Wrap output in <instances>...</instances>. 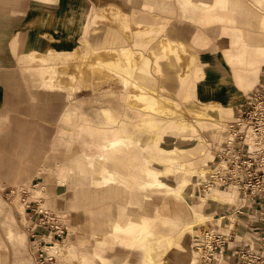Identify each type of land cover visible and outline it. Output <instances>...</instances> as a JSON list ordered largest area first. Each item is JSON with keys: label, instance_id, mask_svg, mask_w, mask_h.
I'll list each match as a JSON object with an SVG mask.
<instances>
[{"label": "rangeland", "instance_id": "obj_1", "mask_svg": "<svg viewBox=\"0 0 264 264\" xmlns=\"http://www.w3.org/2000/svg\"><path fill=\"white\" fill-rule=\"evenodd\" d=\"M241 1L244 3L247 9L254 12L252 15L248 16L245 13H243L242 5L239 3L238 0H218L217 4L221 6L222 9L233 10L234 16L232 18V21L217 20V21H213V23L210 22L209 25L214 23H221V24H227L235 28V30H237V28L239 27L243 28L241 37L242 39H245L244 42L245 45L248 46L249 44L253 43L254 48H256L261 53H264V47H263L264 17L262 16V14L264 13V11L262 10L264 9V0H255V4L258 7H256L250 0H241ZM97 2L99 7H105L107 6V4H113L114 6H120L123 9L127 10L128 12L125 15L126 18L124 21H127L128 24L134 25L136 23L138 24L142 22L150 23V24L152 23V25L158 24L161 30L166 29L170 21L173 19H180V20L185 19L186 16H184V6L193 5L190 4V0H97ZM214 6H216L215 0H214ZM231 6H233V8H230ZM194 7L197 8L196 11L199 13L202 10H204L202 9V7L196 5H194ZM168 10L169 12L167 13ZM94 11L99 12L98 10L95 9ZM185 13L187 12L185 11ZM92 19H94V16L92 17ZM94 22L95 23L103 22L105 25H107V26L99 25L100 29L96 32L97 37L98 36L100 37L103 34L104 38H106L105 35L109 33L114 34L115 40H110V42H104V43L108 45H118V43L120 42L127 43L126 39L122 36L121 32H119L118 30L119 26L117 25L118 23L117 21H115V24H110L111 26L104 20L97 21L96 19H94ZM166 22H167V26H165ZM162 25L163 27H161ZM39 27L45 28L47 26H39ZM109 29H112L111 32L108 31ZM31 30L32 28H26L25 30L22 29L21 30L23 31L22 34L20 36L18 35L15 38V40L12 42V46L10 47V53L15 60V64L12 66L13 69H11L9 72L11 73L10 75L13 76L14 84H17L18 86L7 87L8 93L12 95L10 99L6 98L5 100L6 101L5 105H7L6 108L8 109V111L6 112L10 117H8L7 119L0 120V154L6 156V158H9L8 161L11 162V166H12L9 167L10 170H7V166H8L7 163L4 164V166L0 167V199L5 202L6 207L11 209L10 214L14 216V222H15L14 225H12L13 229L15 230V232L22 234L24 236V242H19V241L18 242L16 241L15 243L9 242L5 237L3 226L0 224V264H34L35 262H38V259H36V261L33 260L34 259L33 257L34 255L32 254L33 250L31 251L29 250L28 233L25 230V227L28 224L27 218L29 216L28 213L29 211L26 210L25 208L27 203L39 201L40 204H42V206L45 209L55 213V216L60 220V223L61 222L65 223V226L67 227L65 233L67 234L62 241L57 242V244H59V249L60 248L64 249L63 246L68 243L76 244L78 238H84L88 242L89 248H92L94 246V241L92 239V233L94 231L95 232L100 231L99 229L102 227L101 225H104V223L108 222L110 219L118 216V214L121 213V210H125L124 213H128V214L134 211L133 205L127 202V198L123 196V193H120L114 197H103L100 199H91L89 196L83 197L82 194L84 195L86 192L88 193L89 190L87 189V185L85 184L86 181L83 178L84 175H80L79 173H75L73 176H71L68 183L66 184H62L59 182L56 165L59 163L62 155H67V154L70 155L71 151L67 149L65 150V152L63 151V148L65 146V141L63 139H61L62 140L61 146L59 147V143H58L57 148L54 151H51V146L53 141L52 136L57 127H58V132L61 130V131H65L67 135H71L74 129H76V126H74L73 121L56 119L54 120L55 124L46 120H41L42 122L38 123L37 122L38 119H35L34 117L30 119L28 117L21 116L22 114L21 111H19L20 114H18V112L14 110L12 112L11 110L12 107H14L19 103H22V101H20V99L18 98L20 96L25 97L24 102L28 105L29 109H31L32 113H36L34 110H37L34 101L29 100V97L32 95L31 90L28 87L27 81L17 64V56H16V53L28 41ZM53 31L61 32V33L65 32L64 30L58 27L53 28ZM123 33L124 35H126V38H128V36L132 38L143 36V35H139L135 31L131 32L130 30H127ZM207 33H209V31ZM27 34H28V38H27ZM158 34H160V36L161 34H163V37H166L165 31L164 32L161 31ZM132 38L128 39V41L130 42ZM154 41L155 39L151 40V42ZM214 42L215 41H213V43ZM235 45H231V46L234 47ZM142 49L144 51V54L147 56L146 58L149 61V68L150 66L154 68L155 73H156L155 69H157L158 57L161 54H165V55L174 54L177 57L184 58L185 63H183V67L184 70L186 71L190 69L193 65V63H189V65L187 64L188 60L193 61L192 54L189 51L185 50L183 46H182V51H180L179 54L174 52H170V53H165L162 51L158 52V50L148 53L146 52V49L144 48ZM110 55H111V59H114L112 58V56H115L118 59V61H115V65H117V67L124 66L125 63H123L120 60L117 53L111 52ZM211 56L212 57L214 56L213 51L211 52ZM27 58H28L27 55H25V57L20 56L19 58L20 61H22L21 63L22 71L28 78L37 80L38 73L41 72L40 69L42 65L36 64L35 62L30 63L28 62ZM79 58L80 56L74 59L73 64L75 65V67L77 65L76 61ZM201 58L203 59L202 54H201ZM226 59H227L228 69L226 70L221 69V74H222L221 80L213 85L215 88L207 89L210 98L213 99L216 97L219 98V100H217L219 103L217 107L210 108L209 105H207L208 99L204 103H198L195 102L194 99H191L187 96L183 99V102L187 105H183L180 98L174 96L180 102L178 103L176 101L181 106V108H183V112L185 115L188 114V109L203 108L201 113L205 112L206 116L201 117L198 121H195L193 119L187 120L188 124H184L183 127L181 128L187 131L190 130L192 131L196 129V132L192 131L190 136L192 140H196L198 144L204 147V152H203L204 154L192 152L190 157L186 159H174L175 154L173 153L169 154L166 151H164L165 147L163 148V145H166L167 142L163 138L168 137L167 139H169L168 142L170 145L172 143L175 144V146H179L178 144L180 143L179 142L180 139L174 136L173 133L175 131H179L180 128L175 127L174 125L170 126L168 125V122L170 121L176 122L177 126H179L178 124L182 125L184 123V120L179 119L173 115L163 113L162 111H158L152 107L145 106L141 101L136 100L134 98H129V95L127 94L126 103L131 107L138 108L141 110V113H139L140 121L143 120V118H145V115L150 116L149 121L151 122L145 123V121L148 119L143 120L142 123L144 125L143 127L144 129H142L139 133H137L138 135L141 136L144 143L129 144L128 151L118 150L120 153L127 152L125 153L124 158L122 159L120 153H108L106 155L105 160L102 159L101 161H97L98 159L95 160L92 159V166L89 163H85L84 160L77 154H74L72 156H66L64 160V167L67 168V171L69 169V166H71L72 170H81L84 173L88 171L95 172L94 169L97 171L98 168L100 169L101 173H96V174L101 175L102 173L104 174L103 168L107 167V163H109L110 165V159L112 157H117L119 159V160L117 159V166L119 168V172H124L126 174L131 173V175L125 177L127 179L131 178L133 180V183L135 185L134 187H132V185L130 186L132 187L133 190L136 191V193H139L138 188L136 186V181L140 182L142 180L141 175L143 174V171H141L142 166L138 168L137 164L141 163L142 160L145 161V158L150 156V153L148 151H145L143 146L149 143L155 144L158 147L157 151L151 154V157H149L148 162H151L152 166L158 171V173L164 178L167 177L170 181L174 183V185L179 184L177 178L178 176H180L182 171V169H178V167L180 168L179 163L184 161L187 164H189V166L186 168V172L191 175L193 172V176H191V178L193 177L195 180L190 182V184L186 185L183 190L185 195L187 194L193 195L191 198L186 196L187 198L182 199L184 200V202L187 203L188 208L196 212L199 206L198 203L201 204L205 203V205L207 206L212 205L214 207V203L216 202L215 200H218L221 194L214 192L216 194L214 199L212 197L211 199H208V201L206 200L205 202L202 199L203 196L199 195V190H198V182L200 175L198 173L197 177L196 175L194 176V171H196V169L199 170V168H202L204 163L208 161V159H211V153L209 152V148L211 151L212 143L215 142L218 138L217 139L214 138L215 140L208 141L210 142V146L208 148L207 144H205L206 142H204V139L208 140L212 136L211 135L208 136V134H206V136L201 135V132L208 131L209 129H211V127L212 129H217V128L223 129L224 125H226L227 123H229L234 119L237 111L244 103L248 93L252 88H254V86L258 82L257 81L255 84L247 86V88H242L241 90L247 92L246 95L244 94V96L240 95L236 91H233L235 88L234 85L236 87H241L238 85V82L236 81V77H235V71L236 69L239 68V65L230 62L227 57ZM164 69L167 68L165 67ZM229 70L232 71L233 81L230 78ZM263 71H264V66L259 65V69L257 72L259 73V77ZM133 72L136 74V72H140V71L137 67H134ZM197 72L198 71L196 70L194 73L195 77L202 76L201 73L197 74ZM115 74L120 77V74H118V72ZM115 74L112 72L113 77H115ZM121 77L124 84V90L127 93L126 90L127 86L125 84L126 81L122 75ZM103 78H104V74H102V76L97 80L99 79L102 80ZM76 82L77 81H75L74 84H76ZM77 95L87 97L91 95V91L81 90L77 92ZM188 105L189 107H184ZM20 116H21L20 121L26 124L25 127L24 126L21 127L23 129L19 130L20 132H22V138L28 137L27 134H31V138L30 137L28 138L29 140L27 144L24 145L23 147L19 148V145H15V147H17V150L15 152H9L6 143L3 141V137L8 131L14 128L13 126L17 122V118H19ZM225 116L227 117L226 119L224 120L220 119V117L222 118ZM77 119L81 120L80 118ZM152 120L158 121V125L154 124ZM156 136H159V140L155 139ZM34 137H37V140H34ZM68 137L70 136H67V138L65 139L67 142H68ZM160 142L165 144L161 145ZM12 151H14V149ZM49 152L50 154L47 156ZM33 159H37V161L35 167L31 168L29 161ZM60 169H62V165H60L59 171ZM157 193H163V192H161V190H147V191L145 190L144 198L146 199L147 202L153 203L156 201L154 194ZM198 197L199 199H197ZM138 198L145 200L144 198L141 197ZM225 207H226L225 205L221 207L217 205L216 207H214V209L208 208L207 213L212 215L215 212L222 211V209H224ZM3 212H6V210H4ZM202 215L203 214H201V216ZM204 216L205 215L202 216L200 221L198 220V218H196L194 224L198 223V225H195L196 227H194V230L192 229L191 231H188L181 238V241H184L185 245L179 243V239L177 238V236L173 240V242L177 245L179 251H182L183 253L187 252L188 255L192 257V264H195L196 261H195V253L191 249V242H192L191 238L197 234L199 228L204 224L203 223L205 218ZM165 248L166 247H162L153 250L154 256L164 257L161 254L160 250H165ZM172 249H175V246H173ZM167 251L168 249L166 250V253ZM52 254L56 259L55 262H57L58 264L78 263V260L76 258L74 260L71 259L70 261L64 260L63 258L64 253L63 254L59 253L60 256L58 255V253L56 254L55 252H53ZM132 260L134 261V259Z\"/></svg>", "mask_w": 264, "mask_h": 264}, {"label": "crops", "instance_id": "obj_2", "mask_svg": "<svg viewBox=\"0 0 264 264\" xmlns=\"http://www.w3.org/2000/svg\"><path fill=\"white\" fill-rule=\"evenodd\" d=\"M56 1V0H55ZM88 2L92 3L93 8L95 10L100 11V9L106 8L108 6H113L115 8H118L121 13L124 15L127 14V10L123 9L120 6H114L113 4H107L105 7H99L97 0H87ZM216 1V6L214 8H217L218 10L225 11L226 9H222L221 6H219L218 0ZM239 3L242 5L243 13L250 16L254 12L247 9L244 5V3L241 0H238ZM255 6V0H250ZM174 3V2H173ZM258 7V6H256ZM224 8V7H223ZM169 9V8H168ZM197 8L193 5L190 6H184V16H186L185 19H173L170 21L169 25L166 29H160L158 24L152 25V23H139V24H145L148 26V31L151 32V35H153L156 40L162 39L163 34H158L161 31H165V36L168 37L171 41L180 43L183 48L187 51H189L192 54V67L188 69L187 71L184 70L183 63H185V60L183 58L177 57L174 54H161L158 57L157 62V74L153 72V69L151 67V77L144 78L140 72H136V77L139 79V81L142 83V80L146 82L148 86L159 92L161 95H164L170 99H173L180 103L176 97H179L182 101L183 105H187L183 102V99L187 96L191 99H194L195 102L198 103H204L206 101L205 98L200 96V89H197L196 86L199 85L201 88L208 89V88H215L212 84L209 83V80L212 79V76L210 75L209 69H228L227 68V52L230 51V54H233L236 52V49L239 47V44H236L234 47L231 45H225L221 41V34L224 28H226L229 31H236L238 33L243 32V28L239 27L237 30L235 28L227 25V24H221V23H214L209 25V23H213V21L217 20H227L232 21V18L234 16L233 10L232 12V18L231 19H204V18H196L197 17ZM264 11V9H262ZM185 11L187 13H185ZM169 10L167 11V13ZM130 15V13H129ZM264 17V13L262 14ZM93 17V16H92ZM137 24V23H136ZM99 25H105L103 22L95 23L94 19L91 18V21L87 24L86 30L87 32V43L88 45L97 51H103L107 49L106 51H109V55L111 52L117 53V55H121L124 53V51L131 46V42L128 41L126 38V35H124L123 32L130 30L123 26V23L120 22L119 25V32H121L122 36L126 39L127 43H118V45H108L104 42H110V40H115L114 34L109 33L105 35L106 38H104V35L102 34L100 37L96 36V32L100 29ZM38 26V27H35ZM39 26H47L45 28L39 27ZM111 26V25H110ZM50 27V28H48ZM60 28L64 30L60 25H58L56 22H54L51 18H49V14L45 12L43 9V0H0V120L7 119L10 117L6 111L8 109L6 108L7 105H5L6 98L10 99L12 95L8 93L7 87L12 86H18L17 84H14L13 76L10 75L9 72L11 69H13V65L15 64V60L13 56L10 53V47L12 46V42L15 40V38L22 34V29L26 28H32L31 33L28 38V41H33V45L28 50H25V47L23 46L20 50L16 53L17 56V64L24 75L27 85L31 90V96L29 97V100L34 101L36 105V109L34 110L36 113H32L31 109H29L28 105L24 102L25 97H18L22 103H19L11 108L12 112L13 110L18 112L21 111V116H25L28 118L34 117L35 119H38V123L42 122L41 120L49 121L53 124L54 120L45 117L39 110L40 105L46 104V98L50 95V91L47 89H43L37 84L36 79L28 78L24 72L22 71L20 56L25 57L27 52L29 50H41V46L43 43L48 42H57V40H54L58 37H61L63 35L70 36L72 39L76 42H78L79 38H82L84 35L85 27L83 26H75L74 29L72 27L69 28V30H64L65 32H55L53 31V28ZM208 29V30H207ZM112 29H109L108 31L111 32ZM209 31V33H207ZM50 34L52 39L48 41L46 39L47 34ZM231 35H234L233 32H228ZM25 34V33H24ZM133 36V34H132ZM140 37V38H138ZM132 38L134 40L135 45L142 49L144 45H147L148 52L149 47L155 43L149 41L148 39L144 38L143 36H138ZM105 39V40H104ZM147 40V41H146ZM213 41H215L213 43ZM26 42V43H27ZM51 42V43H52ZM25 43V44H26ZM250 46L248 48V51L253 50L256 53V57L259 58V61H261L264 57V53H261L256 48H254L253 43L249 44ZM56 47L59 49H67L72 48L66 45V47H63L62 45L56 44ZM264 47V45H263ZM73 49V48H72ZM103 49V50H102ZM112 50V51H110ZM214 52V56H211V52ZM70 52V51H68ZM147 54V53H146ZM201 54L203 59L201 58ZM105 58L109 59L110 57ZM120 60L121 57L119 56ZM228 58V57H227ZM172 59V60H171ZM260 65L264 66V61L260 63ZM167 69H164V68ZM166 70V71H165ZM198 71V73H201L202 76L199 78V80L193 84V81L195 79V71ZM246 72H249V69L246 70ZM254 74V81L250 84H255L259 80V73ZM214 73V72H213ZM230 78L233 81L232 71L229 70ZM163 78V79H162ZM113 81V82H112ZM110 80L109 77H107V74L104 73V78L102 80L93 81L90 80L88 85L89 86H81L80 83L77 81L76 84L73 85V88L71 90L70 96L66 99L65 104L74 106V108L84 114L86 118L89 120L91 124L98 128H104V132H106V139L105 141L113 139V132L119 133L117 138H123L127 135H133L135 136L137 133H139L142 129H144V125L142 123L143 120H146V122L149 121V115H145V118L143 120H139L141 110L138 108L131 107L126 103L127 101V93L124 90V84L122 81V78H117L116 76L113 77V80ZM237 81V80H236ZM10 82V83H8ZM94 83H98L96 86ZM113 84V86H112ZM239 85V82H238ZM237 93L244 96L247 92H244V90H241L244 87L243 84H241V87H236L234 85ZM81 90H90L91 95L89 96H78L77 92ZM58 96H61L64 94L61 92H56ZM41 96L42 100L38 102L37 97ZM176 96V97H174ZM47 103L46 105H48ZM184 107H189L184 106ZM143 115V114H142ZM21 116L17 118V122L14 124V128H12L10 131H8L4 137L3 141L6 143V146L8 148L9 152H15L17 150V147L15 145H19L20 147H23L27 144L28 138H31V134H27L28 137L22 138V132H20V129H23L21 127H25V123L21 122ZM143 117V116H142ZM152 117V116H151ZM61 119V118H57ZM152 119V118H151ZM56 120V119H55ZM152 122L156 125H158V121ZM225 126V125H224ZM223 126V127H224ZM212 130V131H211ZM223 129L217 128V129H209L208 131H202L201 135L206 136V134L211 135L212 139H204L205 144H207L208 148L210 146V140H215L218 137H221V133L223 132ZM211 131V133H210ZM58 134V127L55 129L53 136H52V146L53 147L54 141L56 140ZM203 137V136H202ZM201 137V138H202ZM215 138V139H214ZM2 139V138H1ZM34 140H37V137H34ZM14 149V151H12ZM210 149V148H209ZM51 152V151H50ZM49 152V153H50ZM48 153V154H49ZM47 154V156H48ZM97 153H94L93 155H96ZM46 156V157H47ZM9 158H6V156L0 154V167L4 166V164L7 163V170H10L9 167L11 166V162L8 161ZM209 160V159H208ZM8 161V162H6ZM37 159L30 160V166L31 168H34L36 165ZM61 164H57V174L59 182L62 184L68 183L71 176H73L75 173H79L80 175H84V179L86 181L87 189L89 192L82 194L83 197H90L91 199H100L103 197H114L120 193H123V196L127 198V202L129 204L133 205L134 211L131 213H124L125 210H121V213L118 214V216L110 219L108 222L104 223V225H101L102 227L99 229L98 232L92 233V239L94 241V246L92 248H89L88 242L84 238H78V241L76 244H66L64 247L66 248V251H64V260L70 261L71 259H77V264H143V258H142V250L137 246H128L126 244H121L115 241L112 234V229L116 225H126L130 222V219L133 217H143L147 219L150 223V230L152 234L155 237L164 236V235H173L175 236L176 231L172 229L174 226L173 224L176 221H182L183 223H186L187 221L191 220L194 217L193 210H190L188 208L187 203L184 201H176L174 199L169 198V196H166L167 202L165 205H159L155 202L149 203L146 200L138 199L135 195L136 191L132 189L134 187L133 180L131 178L127 179L125 176L131 175V173L126 174L124 172H119L121 175V183H110L107 185H98L97 182L100 181L101 175L96 174L99 173L100 169L97 168V171L94 169L93 171H88L86 173L82 172L81 170H72L71 166H69V169L67 171V175L65 177L60 176L59 167ZM123 174V176H122ZM105 175V173H104ZM100 176V177H98ZM62 178V179H61ZM18 183V182H17ZM132 185V187L130 186ZM223 191V192H221ZM217 193L221 194V196L218 198V200H215L214 207L217 205L224 206L226 204L232 203L235 201V196L232 192L227 190H217ZM227 195V196H226ZM219 196V195H218ZM212 198V197H211ZM208 198V199H211ZM202 199L206 202L208 199ZM176 202V205L174 207H170L168 204L169 201ZM202 205H205V203ZM212 205H209L208 208L214 209ZM175 209H180L182 211V214H175ZM6 210V212H3ZM207 208L200 210V213L205 215L203 223L208 221L212 218L211 214L207 213ZM11 209L6 207L5 202L0 199V218L1 222L0 224L3 226V231L5 234V237L7 240L11 243L18 242H24V236L22 234H19L15 232L13 229L14 225V216L10 214ZM11 215V216H10ZM166 224H163V223ZM67 234V233H66ZM66 237V235L63 237V239ZM34 243L29 239L28 237V246L29 250H33ZM118 247V248H117ZM117 248V249H116ZM192 249V246H191ZM62 253V254H63ZM188 256V253L185 252ZM34 257V261H36V256ZM134 259V261L132 260ZM36 264V262L34 263ZM54 264H58L55 262Z\"/></svg>", "mask_w": 264, "mask_h": 264}, {"label": "bare ground", "instance_id": "obj_3", "mask_svg": "<svg viewBox=\"0 0 264 264\" xmlns=\"http://www.w3.org/2000/svg\"><path fill=\"white\" fill-rule=\"evenodd\" d=\"M190 4H193V6L196 5L202 7V9H204L200 13L197 12L198 14L196 18H204L207 20L214 18H232V10L226 9L225 11H221L217 8H214V0H190ZM230 8H233V6ZM43 9L49 14V18L60 25L64 30H69V28L72 26V29H74V27L78 25H84L85 27L84 35L82 38L78 39L76 45L72 37L63 35L54 39L57 40V42L51 41L52 43H43L40 51L32 49L26 54L28 57V62H35L36 64L42 65L40 69L41 72L38 73L37 84L42 86L43 89L50 91V95L46 98V104H49H41L39 111L45 117H49L53 120L61 118L67 121H73L74 126H76V129H74L71 135H67L65 131L60 130L51 149V151H54L57 148L58 143L60 147L62 143L61 139H63L65 141L63 151L65 152L66 149L71 151L70 155H62L58 163L62 165V169H60V176L65 177L67 175V168L64 167V160L66 156L77 154L84 160L85 163H89L92 166V159H98L97 161H101L102 159L105 160L108 153H120L118 150L128 151L129 144L144 143L143 139L138 134L135 136L127 135L126 137L119 139L117 138L119 135L117 132H113V139L105 141L107 140V134L104 132V128H98L94 126L89 122L86 116L78 112L74 106L65 104L66 99L71 94V90L75 81H78L82 86H89L88 83L90 80L97 81V79L100 78L104 73L107 74V77H109L111 81L113 79L112 72L114 74L118 72L120 77L122 75L126 81V90L129 98H134L141 101L145 106L152 107L158 111H162L163 113L173 115L184 120L182 125L178 124L179 126H177L176 122H168V125H174L175 127L180 128L179 131H175L173 133L174 136L180 139V143L178 144L179 146H175V144L172 143L170 145L168 142L169 139H167L168 137H165L163 139L167 142L166 145H163L165 143L160 142L161 145H163V148L165 147L164 151L169 154H175L174 159H186L190 157L192 152L204 154V147L198 144L196 140H192L190 136L192 131L196 132V129L187 131L181 128L184 124H188L187 120L193 119L198 121L201 117L206 116L205 112L201 113L203 108L188 109V114L185 115L183 108H181V106L176 101L159 94L156 90L148 86L144 80H142L141 83L133 72V68L137 67L144 78H150L152 75L150 71L151 67L149 68V61L146 58L147 56L144 54L143 49L137 47L134 40H131V46L128 47L124 53L119 55L120 57L122 56L121 61L126 64H124L123 67H117V65H115V61H118L115 56H112L114 59H105L109 55V51H106L107 49H102L103 51H97L88 45L86 40L88 31L86 28L87 24L91 21L92 16H94V19L97 21H106L109 25L115 24V21H117V25L119 26V21L123 22L126 16L122 14L118 8L108 6L101 9L99 12H95L92 3L88 2L87 0H43ZM123 26L127 29H130L131 32L135 31L139 35H143L149 41L152 39L156 40V38L151 35V32L148 31V26L145 24L138 23L132 25L128 24L127 21H124ZM161 27H163V25ZM228 32H233L235 34L231 35ZM131 38L132 37L128 36L127 39ZM46 39L48 41L52 39L49 33L47 34ZM221 41L225 45L239 44V47L236 49L235 53L230 54V51L227 52V57L230 62L239 65V68L235 71V77L237 82H239V86H241V84H243L244 87L250 86V84L254 81V74L256 71H258L260 63L264 61V57L262 56L263 59L259 61V58L256 57V53L253 50L248 51L250 46L245 45V39H242L241 33L236 31H229L224 28L221 34ZM56 44L60 46L62 45L63 47L68 45L73 49H59L56 47ZM32 45L33 41L30 40V42H27L24 45L25 50L33 48L31 47ZM142 48L147 50V45H144ZM156 50H158V52H174L179 54L180 51H182V46L181 44L171 41L168 37H163L162 39L156 40L155 43L149 47L148 53ZM79 56L80 58L76 61L77 65L75 67L73 64L74 59L78 58ZM189 63H192V61L188 60L187 64L189 65ZM152 69L154 72V68ZM247 69H249L250 73L246 72ZM155 71V75H158L157 69H155ZM209 71L210 75L212 76V79L209 80V83L212 85L218 83L222 78L221 70H213L211 68ZM197 74L199 73L197 72ZM115 76L119 77L116 74ZM200 77L201 76L195 77L193 84H195ZM97 84L98 83H94L95 86ZM196 88L200 89V96L205 98L206 101L208 99L207 105H209L210 108L217 107L219 105L217 101L219 100L218 97L214 99L210 98L207 89L201 88L199 85H197ZM233 91H236V89L234 88ZM56 92H64V94L58 96L55 94ZM37 99L38 102L42 100L40 95L37 97ZM77 118H80L81 120ZM226 118V116L222 118L220 117L221 120ZM67 136H70L68 137V142L65 140ZM155 139L159 140V136H156ZM143 148L145 151L150 153V156L146 157L145 161L142 160L141 163L137 164L138 168L142 166L141 171H143V174L141 175L142 180L140 182L136 181V186L139 193H135V196L137 198H144L145 190H161L163 193L154 194L156 203L159 205L166 204V196H169V198L176 201H184L182 199L187 197L191 198L193 196L192 194L185 195L183 191L186 185L195 180L193 177L191 178V176H193V172L192 175L186 172V168L189 166V164L184 161L179 163L180 168L178 167V169H182V171L180 176L177 178L179 184L174 185V183L167 177H162L152 166L151 162H148L149 157H151V154L157 151L158 147L155 144L149 143L145 144ZM209 152L211 153V159L206 161L202 168H199V170L196 169V171H194V176L196 175L197 177L198 173L200 177L204 175L205 166L208 165V163H210L213 159V154L210 149ZM94 153H97L98 155H93ZM125 153H120L121 159L124 158ZM117 159V157H112L110 159V165L107 163V167L103 168L105 175L102 173L101 177L98 176L100 177L101 181L97 182L98 185L122 182L121 175L119 174V168L117 166ZM99 173H101V171H99ZM214 192H217V190H213L212 192L206 194V196H203L204 199L211 197L214 199L216 196ZM197 199H199V197ZM168 201L169 203H173L168 204L170 207H174L176 205V202L170 200ZM198 204V210H196L197 213L193 211L194 217L191 220L187 221L186 223L178 220L173 224L174 226L172 229L176 231L175 236L164 235L155 237L150 230L149 221L140 216L133 217L130 219V222L124 226L116 225L112 229V236L118 243L139 247L142 250L143 264H192V257L190 255L187 256L185 252L183 253L182 251H179L173 240L177 236L179 243L185 245V242L181 241V238L188 231H191L192 229L194 230V227H196L195 225H198V223L194 224V222L196 221V218H198L199 221L201 220L203 215L201 216L202 213H200V210L205 209V207L208 209L207 205H202L201 203ZM175 210V214H182L180 209ZM62 224L64 226V237L66 235L65 230L67 227L65 226L64 222H62ZM163 224L166 223L164 222ZM191 239H193V237ZM173 246H175V249H172ZM162 247H166L165 250H160L164 257L154 256L153 250ZM167 249L168 251L166 253ZM62 251H66V248L64 247V249H59V244L53 246L51 250L52 253H58L59 256V253H63Z\"/></svg>", "mask_w": 264, "mask_h": 264}, {"label": "built area", "instance_id": "obj_4", "mask_svg": "<svg viewBox=\"0 0 264 264\" xmlns=\"http://www.w3.org/2000/svg\"><path fill=\"white\" fill-rule=\"evenodd\" d=\"M211 152L199 195L227 190L235 201L212 214L193 237L196 264H264V71ZM25 208L36 264H54L51 250L63 240L62 222L39 201Z\"/></svg>", "mask_w": 264, "mask_h": 264}]
</instances>
